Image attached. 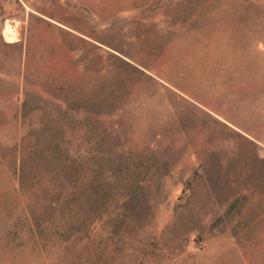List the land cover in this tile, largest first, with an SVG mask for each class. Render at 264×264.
Segmentation results:
<instances>
[{
  "label": "rangeland",
  "instance_id": "374dc122",
  "mask_svg": "<svg viewBox=\"0 0 264 264\" xmlns=\"http://www.w3.org/2000/svg\"><path fill=\"white\" fill-rule=\"evenodd\" d=\"M0 264H264V0H0Z\"/></svg>",
  "mask_w": 264,
  "mask_h": 264
}]
</instances>
